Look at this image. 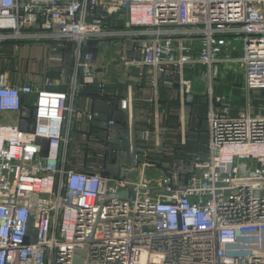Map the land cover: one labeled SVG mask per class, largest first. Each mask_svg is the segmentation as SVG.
Segmentation results:
<instances>
[{
  "label": "built area",
  "instance_id": "2783aa9c",
  "mask_svg": "<svg viewBox=\"0 0 264 264\" xmlns=\"http://www.w3.org/2000/svg\"><path fill=\"white\" fill-rule=\"evenodd\" d=\"M32 41L72 69L0 74V264H264V0H0Z\"/></svg>",
  "mask_w": 264,
  "mask_h": 264
},
{
  "label": "crops",
  "instance_id": "0c3cea01",
  "mask_svg": "<svg viewBox=\"0 0 264 264\" xmlns=\"http://www.w3.org/2000/svg\"><path fill=\"white\" fill-rule=\"evenodd\" d=\"M10 46V44L8 47L6 46L7 48L3 46V49L0 51V74H8L10 81L13 83H41L43 81L42 79L47 76L57 82V88L61 90H67L68 86L63 85L61 82H65L63 79L67 78L71 74L72 67L69 64L63 65V63L60 61L49 59V49L43 42H23L20 45V49L16 52ZM65 58L70 59L71 54H67ZM221 86L223 87L224 85ZM197 89L200 91L202 86H197ZM260 97L262 98V103H257V105L254 103V106L258 111L264 112V92H255L254 99ZM25 100L27 103H31L34 101V97L31 95H26ZM70 104H73L75 111L79 110L83 104L82 96L78 97L75 102L70 101ZM75 114L73 115L69 113V117L73 118V139L77 137L79 125L76 120L77 113ZM31 121V116L27 117L26 119H22L19 114L2 111L0 112V124L14 123L20 124L23 128H27L28 122ZM73 147L74 151L76 152L78 147L76 144H74ZM126 158V154L123 155L116 165H110V169L119 176L124 175L125 171L122 166L127 162Z\"/></svg>",
  "mask_w": 264,
  "mask_h": 264
},
{
  "label": "rangeland",
  "instance_id": "374dc122",
  "mask_svg": "<svg viewBox=\"0 0 264 264\" xmlns=\"http://www.w3.org/2000/svg\"><path fill=\"white\" fill-rule=\"evenodd\" d=\"M10 47H12V46H10ZM7 48V47H6ZM5 48V49H6ZM13 48V47H12ZM14 51H15V49H14ZM255 94V93H254ZM261 97H263V96H261ZM255 98L254 99V102L253 103H255L256 105H257V103H262L261 101H262V98ZM205 112H206V109H204V108H202V110H201V112H199L200 113V115H201V125H203L204 126V129H205V123L203 122V118H204V114H205ZM199 122V121H198Z\"/></svg>",
  "mask_w": 264,
  "mask_h": 264
}]
</instances>
